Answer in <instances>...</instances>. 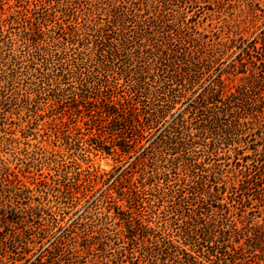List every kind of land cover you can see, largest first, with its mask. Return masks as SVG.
Listing matches in <instances>:
<instances>
[{"label":"rangeland","instance_id":"374dc122","mask_svg":"<svg viewBox=\"0 0 264 264\" xmlns=\"http://www.w3.org/2000/svg\"><path fill=\"white\" fill-rule=\"evenodd\" d=\"M263 33L264 0H0V264H174L138 249L157 234L184 247L196 200L181 180L192 163L228 191L264 151V83L222 76L225 92L251 83L239 112L256 121L222 139L185 113L190 145L174 153L159 139L186 99L166 107L156 89L188 96L199 86L184 91L172 71L185 66L164 51L193 36L209 45L202 57L212 43ZM228 61L216 54L211 72ZM161 107L157 125L145 120ZM227 191L207 201L212 210L229 203ZM228 207L238 227L250 217L238 201ZM243 252L241 264H263L260 252Z\"/></svg>","mask_w":264,"mask_h":264},{"label":"trees","instance_id":"16d2710c","mask_svg":"<svg viewBox=\"0 0 264 264\" xmlns=\"http://www.w3.org/2000/svg\"><path fill=\"white\" fill-rule=\"evenodd\" d=\"M172 39L168 53L164 51V56L179 59L185 66L173 63L172 78L184 88V91L191 90L189 87L193 85L199 87L188 96L181 92L172 95V90L168 91V94L160 93V89H156L155 94L158 93L165 101L166 107L174 97L178 96L185 98L187 104L185 109L178 108L172 113L173 120L168 126L166 135L159 139V146L168 147L174 153L189 147L187 139L191 135L188 132L189 123L184 118L185 113L191 117L194 114L201 116L197 127L200 134L211 132L222 139L223 136L234 138L233 136L243 134V127L247 128L248 124L252 126L256 121V115H251V120L245 121V117L239 112L240 110L242 112L244 107L250 108L247 95L251 83L237 87L234 92H225L222 76L248 72L252 80H261L264 83V33L251 40L239 37L226 42L212 43L206 55L202 57H198V54L202 53L201 48L209 46L204 39L193 36H189L188 39L180 37L177 40L178 44H174ZM216 54L225 56L229 61L223 68L217 67L211 72L214 68L212 64H216ZM139 77V82H144V76L140 74ZM135 88L140 90L144 87L143 84L137 83ZM167 110L168 108L161 107L154 114L145 117V120L157 125L160 119L167 116ZM126 122L129 126L132 125L131 120ZM229 142L233 141L229 140ZM218 144L212 143V150ZM159 146L157 144V148ZM119 147L125 154H128L132 148L128 144ZM140 147L148 153L151 151L150 146L140 144ZM250 160L249 164L242 166L243 170L240 171L237 186L232 185L228 191L218 187L221 177H217V173L210 168L206 169L200 164L192 163L189 166V175L181 180V185L184 186L181 188L187 187L191 195L189 199L196 200L195 205L192 204L193 207L190 209L188 220L190 227L185 231L186 238L182 243L184 247L157 234L145 239L146 244H141V249H138L139 254L145 255L144 257L151 261H172L174 264H241L238 260L244 258L242 253L245 249L251 253L260 252V259L264 264V219L262 225L253 223L261 218V213L264 212V151L255 152ZM208 177L214 180L213 188L205 183ZM226 191L228 204L234 201L240 202L241 214L245 213L246 208L249 209L250 217L239 215L241 227H238L237 222L229 215L228 204L218 203L213 206L217 209L214 211L212 205L207 203L210 200L220 202L222 194ZM180 197L181 200L185 199ZM241 239H244V243L239 245Z\"/></svg>","mask_w":264,"mask_h":264}]
</instances>
